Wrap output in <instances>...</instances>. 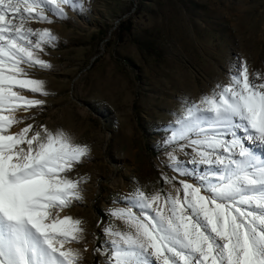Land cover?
Instances as JSON below:
<instances>
[{"label": "snow or ice", "instance_id": "obj_1", "mask_svg": "<svg viewBox=\"0 0 264 264\" xmlns=\"http://www.w3.org/2000/svg\"><path fill=\"white\" fill-rule=\"evenodd\" d=\"M71 3L0 0V264H80L67 245L80 241L81 221L60 212L81 199V180L68 174L87 146L44 126L13 131L44 104L35 98L48 95L44 83L28 69L51 67L39 53L57 39L30 25L50 23L49 11L64 16ZM179 141L193 151L187 163L206 170L179 186L165 176L166 193L137 189L128 209L113 210L129 231L106 229L109 264H264V73L238 61L227 84L185 105L165 143ZM169 160L166 167L188 175L174 154Z\"/></svg>", "mask_w": 264, "mask_h": 264}, {"label": "rangeland", "instance_id": "obj_2", "mask_svg": "<svg viewBox=\"0 0 264 264\" xmlns=\"http://www.w3.org/2000/svg\"><path fill=\"white\" fill-rule=\"evenodd\" d=\"M60 17L33 22L50 29L54 45L39 53L50 68L28 69L48 95L26 124L63 130L88 154L70 172L81 180V199L60 212L81 221L83 233L71 247L80 264H109L106 229L127 232L111 215L128 209L137 189L167 192L164 177L199 182L207 166L187 163L184 141L165 143L185 105L227 84L237 62L264 73V0H72ZM32 95L30 93H26ZM242 135V133H241ZM257 154L261 146L254 145ZM174 154L187 176L171 167ZM139 215V210L131 208Z\"/></svg>", "mask_w": 264, "mask_h": 264}, {"label": "bare ground", "instance_id": "obj_3", "mask_svg": "<svg viewBox=\"0 0 264 264\" xmlns=\"http://www.w3.org/2000/svg\"><path fill=\"white\" fill-rule=\"evenodd\" d=\"M251 146H254V145H251Z\"/></svg>", "mask_w": 264, "mask_h": 264}]
</instances>
